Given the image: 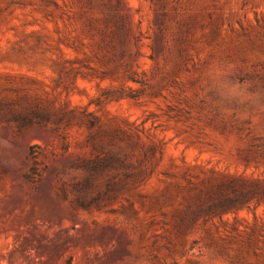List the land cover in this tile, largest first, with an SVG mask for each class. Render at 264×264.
<instances>
[{"label": "rangeland", "instance_id": "rangeland-1", "mask_svg": "<svg viewBox=\"0 0 264 264\" xmlns=\"http://www.w3.org/2000/svg\"><path fill=\"white\" fill-rule=\"evenodd\" d=\"M0 264H264V0H0Z\"/></svg>", "mask_w": 264, "mask_h": 264}]
</instances>
